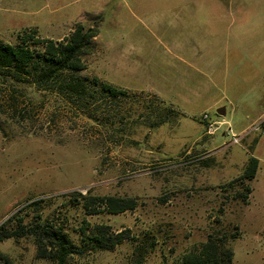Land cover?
<instances>
[{
  "label": "rangeland",
  "instance_id": "374dc122",
  "mask_svg": "<svg viewBox=\"0 0 264 264\" xmlns=\"http://www.w3.org/2000/svg\"><path fill=\"white\" fill-rule=\"evenodd\" d=\"M77 24L97 31L75 72L88 79L85 94L0 76V225L24 231L0 241V264H55L37 257L28 232L43 221L81 247L66 264H178L209 235L225 240L231 264H264V129L250 130L264 116V0H0V41H25L35 54L43 37ZM180 33L190 35L191 65L173 59ZM174 64L178 79L208 74L203 99L164 89ZM100 83L131 93L110 98ZM205 114L229 126L209 135ZM250 156L258 168L247 181L239 177ZM88 189L86 199L75 193ZM106 196L135 206L109 212L98 203ZM98 227L127 238L98 248Z\"/></svg>",
  "mask_w": 264,
  "mask_h": 264
},
{
  "label": "trees",
  "instance_id": "16d2710c",
  "mask_svg": "<svg viewBox=\"0 0 264 264\" xmlns=\"http://www.w3.org/2000/svg\"><path fill=\"white\" fill-rule=\"evenodd\" d=\"M97 31L93 27L84 28L77 24L65 40L61 39L54 41L45 39L46 46L44 47L43 55L35 54L34 51L22 41L19 44L12 45L0 41V76L6 79L30 80L32 83L38 84L40 87L53 85L56 86L59 92L69 91L77 95L85 94L86 84L88 79L81 78L75 75L77 70L82 69L80 56L84 52L92 40H95ZM68 72L69 74H63ZM92 83H99L97 77H93ZM101 91L104 96L115 98L118 94H126L125 90L116 88L110 84L100 83ZM153 98H155L153 96ZM162 102V101H161ZM158 106H161L158 103ZM163 110L169 113H176L169 106H161ZM163 120L161 119L160 123ZM258 159L250 156L245 163L243 174L240 179L250 181L257 171ZM242 196L247 199L250 194V187L244 185ZM90 189L86 194L75 192L79 198H89ZM99 206H104L112 213L123 212L127 209L134 208L135 201L133 198H120L115 196L98 197ZM36 204V201L32 202ZM83 208L89 213L96 212V209L89 208V203L84 202ZM6 224L0 225V241L14 238L23 234L22 227H10L5 229ZM105 227H98L93 232L92 240L96 242V246L101 249H111L118 242H121L127 235L122 231L117 232L112 237L105 235ZM29 233L34 235L36 244L37 257H48L55 264H66L67 258L71 254L82 252L81 247L75 246L69 239L67 233L60 227H55L49 221L36 222L30 226ZM83 235L85 232L82 231ZM87 236V235H86ZM234 236V235H232ZM52 248V251H47V248ZM232 252L225 243L223 238L217 239L208 236L207 240L200 246L194 247L189 252L183 254L178 264H231Z\"/></svg>",
  "mask_w": 264,
  "mask_h": 264
},
{
  "label": "crops",
  "instance_id": "0c3cea01",
  "mask_svg": "<svg viewBox=\"0 0 264 264\" xmlns=\"http://www.w3.org/2000/svg\"><path fill=\"white\" fill-rule=\"evenodd\" d=\"M65 35L62 36H58V37H43L46 39H52V40H60L62 39V37H64ZM178 38H175L174 42H173V59L175 61H177L178 63H180V65L185 64L188 65L190 62L191 65V59H190V54H189V46H190V42L187 43L185 42V39H190V35L189 33H185V34H178L176 35ZM200 38H197L196 40V44L202 46V42H200L199 40ZM192 58L202 61V56L200 54H195ZM180 65L174 64L171 65L172 68H174V73H173V78L174 81L169 77L168 80H164L162 83V86L164 87V89L166 91L169 92H174L176 91L179 94H183L186 93L191 97V100L193 102H197L201 99H203L208 92V87H209V82L207 80L208 78V74L204 77V81H202L201 78L197 77V76H193L190 74V76H187L186 79L180 78L178 79V77L180 75H182V71H181V67ZM197 71V70H196ZM112 85V84H111ZM119 88V87H117ZM154 88V87H153ZM122 90H125L128 93H131L130 90H128L127 88H119ZM140 89H136L139 93H147V94H151L153 96H157L159 95V92L152 89L151 91H144ZM172 92V93H173ZM174 111L176 112H180L182 114L181 111H179L178 109L171 107ZM185 116L187 117H191L189 113H183ZM221 116V115H220ZM204 126V124H203Z\"/></svg>",
  "mask_w": 264,
  "mask_h": 264
},
{
  "label": "built area",
  "instance_id": "2783aa9c",
  "mask_svg": "<svg viewBox=\"0 0 264 264\" xmlns=\"http://www.w3.org/2000/svg\"><path fill=\"white\" fill-rule=\"evenodd\" d=\"M202 119L205 122V125H204L205 132L207 134H209V135L213 134L215 132V130L220 127V125L227 124L229 126V124L227 122H225V121H220L219 122V121H216V120L209 119L206 114L203 115ZM262 129H264V116L257 118L254 121L252 127L250 128V130L255 131V132H259ZM228 131H229L230 136L232 137V142L233 143H238L240 138H241V136H239V135L235 134L234 132H232L230 127H228Z\"/></svg>",
  "mask_w": 264,
  "mask_h": 264
},
{
  "label": "water",
  "instance_id": "95a60500",
  "mask_svg": "<svg viewBox=\"0 0 264 264\" xmlns=\"http://www.w3.org/2000/svg\"><path fill=\"white\" fill-rule=\"evenodd\" d=\"M217 113H218L219 115H224V114H225V108H224V107H219V108L217 109Z\"/></svg>",
  "mask_w": 264,
  "mask_h": 264
}]
</instances>
